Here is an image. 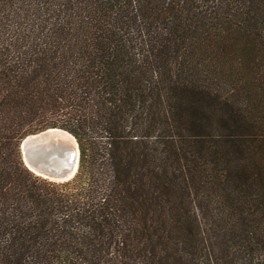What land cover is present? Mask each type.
I'll use <instances>...</instances> for the list:
<instances>
[{
    "label": "trees",
    "instance_id": "16d2710c",
    "mask_svg": "<svg viewBox=\"0 0 264 264\" xmlns=\"http://www.w3.org/2000/svg\"><path fill=\"white\" fill-rule=\"evenodd\" d=\"M0 264H264V0H0Z\"/></svg>",
    "mask_w": 264,
    "mask_h": 264
},
{
    "label": "water",
    "instance_id": "95a60500",
    "mask_svg": "<svg viewBox=\"0 0 264 264\" xmlns=\"http://www.w3.org/2000/svg\"><path fill=\"white\" fill-rule=\"evenodd\" d=\"M53 130L70 134L76 142V147L57 138L46 136ZM19 148L24 164L37 175L55 181H66L77 172L80 158L78 142L66 129L49 127L27 134L21 139Z\"/></svg>",
    "mask_w": 264,
    "mask_h": 264
},
{
    "label": "bare ground",
    "instance_id": "6f19581e",
    "mask_svg": "<svg viewBox=\"0 0 264 264\" xmlns=\"http://www.w3.org/2000/svg\"><path fill=\"white\" fill-rule=\"evenodd\" d=\"M46 136L57 138L58 140H61L62 142H66L70 146L76 147V142L74 138L68 134L67 132L61 131V130H53V132H48Z\"/></svg>",
    "mask_w": 264,
    "mask_h": 264
},
{
    "label": "rangeland",
    "instance_id": "374dc122",
    "mask_svg": "<svg viewBox=\"0 0 264 264\" xmlns=\"http://www.w3.org/2000/svg\"><path fill=\"white\" fill-rule=\"evenodd\" d=\"M43 177V176H42ZM49 179V178H48Z\"/></svg>",
    "mask_w": 264,
    "mask_h": 264
}]
</instances>
